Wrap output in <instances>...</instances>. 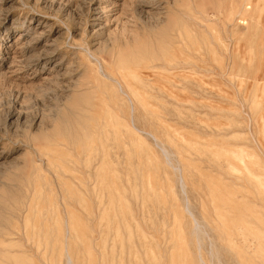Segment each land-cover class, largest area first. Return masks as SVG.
<instances>
[{
	"label": "rangeland",
	"instance_id": "374dc122",
	"mask_svg": "<svg viewBox=\"0 0 264 264\" xmlns=\"http://www.w3.org/2000/svg\"><path fill=\"white\" fill-rule=\"evenodd\" d=\"M0 260L264 264V0H0Z\"/></svg>",
	"mask_w": 264,
	"mask_h": 264
},
{
	"label": "bare ground",
	"instance_id": "6f19581e",
	"mask_svg": "<svg viewBox=\"0 0 264 264\" xmlns=\"http://www.w3.org/2000/svg\"><path fill=\"white\" fill-rule=\"evenodd\" d=\"M258 17H259V15L257 16V18H258ZM257 18H256V19H257ZM256 19H255V21H256ZM257 21H258V20H257ZM259 21H260V20H259ZM156 65H157V64H156ZM146 88H147V87H146ZM120 93H121V92H120ZM100 129H101V128H100ZM80 130H81V129H80ZM77 131H78V130H77ZM84 131H85V130H84ZM78 132H79V131H78ZM82 132H83V131H82ZM73 133H74V132H73ZM85 134H86V133H85ZM73 135H74V134H73ZM80 135H81V134H80ZM78 136H79V135H78ZM82 136H83V135H82ZM71 138H72V137H71ZM74 142H75V141H74ZM160 151L162 152V150H160ZM167 151H168V150H167ZM163 152H164V151H163ZM163 152H162V153H163ZM165 153H166V152H165ZM163 155H164V154H163ZM166 155H167V154L164 155V158H165ZM100 156H101V155H100ZM103 157H104V156H103ZM171 157H172V155H171ZM165 159H166V158H165ZM166 160H167V159H166ZM167 161H168V160H167ZM181 187H182V186H181ZM180 189H181V188H180ZM181 190H182V189H181ZM181 190H180V191H181ZM182 192H183V191H182ZM185 206H186V205H185ZM185 206H184L185 211L188 213L189 216H191V213L185 208ZM186 207H187V206H186ZM191 219H192V218H191ZM201 221H202V220H201ZM203 222H204V221H203ZM193 223H194V226H193V233H194V235H198V232L200 233V231L198 230V227H200V226H198V225H197L198 222L196 223L194 220H193ZM202 225H203V224H202ZM191 230H192V229H191ZM191 230H190V231H191ZM202 231H203V230H202ZM191 233H192V232H191ZM191 233H190V234H191ZM202 234H203V233H202ZM202 234H201V235H202ZM204 234H205V233H204ZM204 234H203V235H204ZM198 236H199V235H198ZM195 237H196V236H195ZM204 237H205V236H204ZM204 237H202V238H204ZM195 240H196V239H195ZM197 240H198V239H197ZM208 240H209V239H208ZM208 240H207V241H208ZM203 241H204V240H203ZM198 242H199V241H198ZM212 242H213V241H212ZM196 244H197V243H196ZM198 244H199V243H198ZM208 245H209V244H208ZM197 246H198V245H197ZM212 247H213V246H212ZM212 247H211V248H212ZM208 248L210 249V246H208ZM197 250H199V248H198ZM1 251H2V250H1ZM209 252H210V251H209ZM4 254H5V253H4ZM2 255H3V254H2ZM198 255H199V254H198ZM214 255H215V254H214ZM209 256H210V255H209ZM209 256H208V257H209ZM3 257H4V256H3ZM211 257H212V256H211ZM3 260H4V259H3ZM210 260H211V259H210ZM0 261H1V260H0ZM66 261H67V260H66ZM199 261H200V260H199ZM213 261H214V260H213ZM2 263H3V262H2ZM4 263H5V262H4ZM200 263H201V262H200ZM217 263H218V262H217ZM66 264H67V263H66Z\"/></svg>",
	"mask_w": 264,
	"mask_h": 264
}]
</instances>
